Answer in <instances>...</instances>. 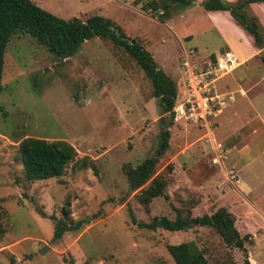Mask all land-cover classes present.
I'll use <instances>...</instances> for the list:
<instances>
[{
	"label": "rangeland",
	"instance_id": "obj_1",
	"mask_svg": "<svg viewBox=\"0 0 264 264\" xmlns=\"http://www.w3.org/2000/svg\"><path fill=\"white\" fill-rule=\"evenodd\" d=\"M30 1L62 19L109 18L174 81L175 97L182 93L184 56L203 69L229 55L210 56L220 40L215 24L225 26L238 64L214 76L206 122L171 119L153 173L164 179L167 198L141 205L121 169L153 152L164 115L141 69L121 47L96 36L58 58L24 32H12L0 78L6 112L0 115V264H174L165 246L183 241H192L207 264H264V46L240 61L253 48L251 36L228 12L231 19L211 16L198 3H170L159 20L150 0ZM250 8L245 16L264 38V5ZM28 136L63 140L75 157L59 176L27 182L16 146ZM171 205L191 216L223 206L239 234H248L243 247H226L206 226L167 231L137 225L153 216L171 219ZM62 209L69 222L96 217L52 241L49 216L57 219Z\"/></svg>",
	"mask_w": 264,
	"mask_h": 264
},
{
	"label": "trees",
	"instance_id": "obj_2",
	"mask_svg": "<svg viewBox=\"0 0 264 264\" xmlns=\"http://www.w3.org/2000/svg\"><path fill=\"white\" fill-rule=\"evenodd\" d=\"M194 0H150L148 7L152 11L158 10L157 19H165L168 4L188 5ZM264 3V0H201L198 5L206 11H227L229 15L251 36L256 49L264 46V38L256 29L253 19H247L243 8L248 3ZM16 30L22 31L55 57L63 58L76 52L82 43L91 37L109 40L113 45L121 47L141 69L149 81L152 95L157 98L164 115L158 118V140L153 152L144 157L134 166L123 165L122 174L129 191L137 190L136 199L141 205H146L153 197L162 196L165 185L164 179L153 176L154 167L159 157L167 147L168 127L171 124L175 97V83L156 67L149 52L135 39L126 37L121 29L109 18L100 15H90L84 19H62L38 7L30 0H0V78L2 71V56L10 34ZM0 84V91H1ZM0 104V115H5ZM16 155L21 165L23 179L27 182L43 180L59 176L67 162L73 160V147L63 140H45L36 137H24L16 146ZM87 165L95 174L92 162L82 160V166ZM174 212L171 219L165 216H153L148 222L137 223L139 227L154 229L160 227L167 231L186 230L190 226H206L212 228L226 247L241 249L244 239L248 236L240 235L235 228L234 218L223 206L216 207L209 214L191 216L188 211L181 214L179 208L171 205ZM36 210H38L36 208ZM40 215L43 212L38 210ZM53 220L50 239H59L63 232L76 231L83 224L96 217L78 219L74 222L67 220V212L61 210L60 216ZM5 211L0 206V237L5 229ZM130 220L133 218L130 216ZM165 249L174 264H207L201 251L192 241L167 244ZM10 264L13 261L10 259ZM243 264H248L243 260Z\"/></svg>",
	"mask_w": 264,
	"mask_h": 264
},
{
	"label": "built area",
	"instance_id": "obj_3",
	"mask_svg": "<svg viewBox=\"0 0 264 264\" xmlns=\"http://www.w3.org/2000/svg\"><path fill=\"white\" fill-rule=\"evenodd\" d=\"M237 64L236 57L229 54L218 58L215 65L207 64L203 69H195L184 56L180 64L182 93L174 97L171 119L173 121L181 119L192 123L201 122L202 124L206 122V117L212 113L210 103L214 97L210 92L214 76L222 68H231Z\"/></svg>",
	"mask_w": 264,
	"mask_h": 264
},
{
	"label": "crops",
	"instance_id": "obj_4",
	"mask_svg": "<svg viewBox=\"0 0 264 264\" xmlns=\"http://www.w3.org/2000/svg\"><path fill=\"white\" fill-rule=\"evenodd\" d=\"M200 1L201 0H194L192 3L193 4L194 3L197 4ZM225 1H227V2H235L236 0H225ZM251 5H264V3H261V2L248 3L243 8V12H244L245 15L249 14L248 10L251 11V8H250ZM204 11H205V13H209V15H211V16H217V17L227 18V19L230 18V16L228 15L227 11H217V10H215V11H206V10H204ZM222 27L224 28L225 26L224 25L215 24V28H216V30H217V32L219 34L220 40H218L216 43H213L211 49H209V50H211V51H209L210 56L218 58L222 53H228V54H232V55H234L236 57V55L232 53L231 48H233V46L228 41V40H230V38L227 37L226 29L224 30ZM192 39H193V37L190 35L188 40H192ZM243 39L244 38H242L239 35H237L236 41L241 40L243 42ZM248 39H250V38H248ZM250 40L252 42V39H250ZM192 46H194V45H192ZM252 46H253V48L251 47L250 52L246 56L240 58L239 59L240 61L246 60L247 58H249L250 56L254 55L258 51V49H256L254 47L253 43H252Z\"/></svg>",
	"mask_w": 264,
	"mask_h": 264
}]
</instances>
